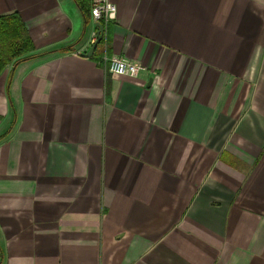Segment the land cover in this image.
Here are the masks:
<instances>
[{"label":"crops","instance_id":"obj_1","mask_svg":"<svg viewBox=\"0 0 264 264\" xmlns=\"http://www.w3.org/2000/svg\"><path fill=\"white\" fill-rule=\"evenodd\" d=\"M112 2L0 0V264H264V0Z\"/></svg>","mask_w":264,"mask_h":264},{"label":"trees","instance_id":"obj_2","mask_svg":"<svg viewBox=\"0 0 264 264\" xmlns=\"http://www.w3.org/2000/svg\"><path fill=\"white\" fill-rule=\"evenodd\" d=\"M75 1L87 17L90 9L89 0ZM33 47L34 44L19 15L16 13L0 15V73L7 64L12 63L14 66L26 59V54L31 52Z\"/></svg>","mask_w":264,"mask_h":264},{"label":"built area","instance_id":"obj_3","mask_svg":"<svg viewBox=\"0 0 264 264\" xmlns=\"http://www.w3.org/2000/svg\"><path fill=\"white\" fill-rule=\"evenodd\" d=\"M89 4V14L94 21L101 24L104 23V21L108 23L116 20L117 7L112 0H89ZM104 28L105 27L102 25L101 36L104 33ZM96 38L97 32L93 35V39L96 40ZM103 60L106 63L108 72L111 74L136 76L141 71L148 70L145 65L132 62L121 56H111L109 58L104 56Z\"/></svg>","mask_w":264,"mask_h":264},{"label":"water","instance_id":"obj_4","mask_svg":"<svg viewBox=\"0 0 264 264\" xmlns=\"http://www.w3.org/2000/svg\"><path fill=\"white\" fill-rule=\"evenodd\" d=\"M97 27H98V31H97V38L96 40L92 43L91 47L89 48V50L85 53H80L81 56L84 57H90L92 56L97 44L100 42L101 40V33H102V25L97 22Z\"/></svg>","mask_w":264,"mask_h":264},{"label":"rangeland","instance_id":"obj_5","mask_svg":"<svg viewBox=\"0 0 264 264\" xmlns=\"http://www.w3.org/2000/svg\"><path fill=\"white\" fill-rule=\"evenodd\" d=\"M107 24H108V23L105 22V21H104V23H101V25H103L105 28H106ZM103 37H104V35L102 34L101 39H103ZM94 40H95V39H91V40L89 41V44L92 45V43L94 42Z\"/></svg>","mask_w":264,"mask_h":264}]
</instances>
